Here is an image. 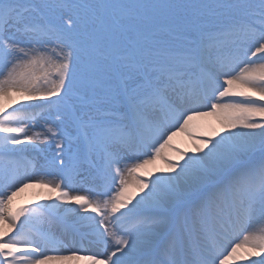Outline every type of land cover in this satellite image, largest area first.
Returning a JSON list of instances; mask_svg holds the SVG:
<instances>
[{
	"label": "snow or ice",
	"instance_id": "obj_1",
	"mask_svg": "<svg viewBox=\"0 0 264 264\" xmlns=\"http://www.w3.org/2000/svg\"><path fill=\"white\" fill-rule=\"evenodd\" d=\"M81 261L264 264V0H0V264Z\"/></svg>",
	"mask_w": 264,
	"mask_h": 264
},
{
	"label": "bare ground",
	"instance_id": "obj_2",
	"mask_svg": "<svg viewBox=\"0 0 264 264\" xmlns=\"http://www.w3.org/2000/svg\"><path fill=\"white\" fill-rule=\"evenodd\" d=\"M4 103H7V101H5ZM203 110L207 111L209 109L205 108ZM192 125V137H189L185 133L178 132L170 142L171 148H166L163 150L168 159L172 160L173 162L179 161V163H183V160L179 159L178 154L174 149H180L181 151L188 154H196L194 153V145L200 144V137H206L212 135L213 133L223 134L221 132V125L215 117H197L192 121ZM164 167V161L157 159L155 160V162L153 161L152 163L146 165L142 172H138L137 175H142L141 173H143L144 175L142 176V178L147 181L152 178L150 175H147V173H151L153 175L159 174L156 170L162 169ZM130 191H135V189L132 188L130 189ZM49 195L54 198L55 193H50L49 189L41 187L39 184H32L28 188H25L22 192H19L16 197H14L13 204L14 207H19L22 205L33 206L31 202L44 203L46 201L43 200V197ZM79 264H85V262L81 261L79 262Z\"/></svg>",
	"mask_w": 264,
	"mask_h": 264
}]
</instances>
